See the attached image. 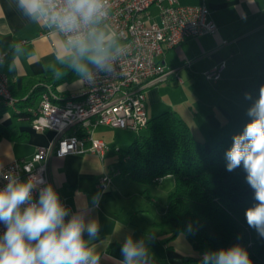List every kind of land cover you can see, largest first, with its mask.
<instances>
[{
  "label": "crops",
  "instance_id": "crops-1",
  "mask_svg": "<svg viewBox=\"0 0 264 264\" xmlns=\"http://www.w3.org/2000/svg\"><path fill=\"white\" fill-rule=\"evenodd\" d=\"M205 4L217 26L216 33L186 39L164 50L158 59L165 66L170 67L165 56L171 49H175L179 64L175 66L176 73L146 91V115L151 118L164 111H174L186 121L196 139L213 144L224 135L243 128L248 119L245 112L249 102L243 99L242 85L256 73V65L247 59L264 33V0H205ZM224 39L227 40L225 44L222 43ZM13 44H20L22 51L14 70L9 72L7 65L13 59L10 49ZM59 46L54 35L39 25L26 22L15 9L13 0H0V50L9 53L0 70L11 76L17 89L21 88L25 78L60 65L56 61ZM185 61L191 62L190 67L184 65ZM222 61L225 67L221 78L215 82L205 80L203 72ZM200 77L208 84L198 81ZM69 82L59 86L60 91L69 94L80 90V82ZM172 84L184 85L177 88ZM38 104L39 98L33 106L22 111L0 102V124L15 133L13 138H0V168L14 159H30L37 147H46L53 141L52 130H34L28 115L21 114H32ZM98 126L93 128V137L105 142ZM121 153L108 147L103 159L84 153L63 157L51 155L48 160L49 181L57 188L64 204L73 212L86 206L90 209L89 218L99 220V238L91 241L90 246L104 257L102 264H118L122 258L121 245L129 234L136 239L155 234L150 243L154 254L151 264H184L188 257H199L180 234L171 238V227L161 229L154 225L165 207H156L144 199L143 185L120 175L114 177L109 187H96V180L115 167ZM106 157L116 159L109 162ZM98 192L102 193V198L99 207L93 208L92 198ZM149 192L157 199L155 192Z\"/></svg>",
  "mask_w": 264,
  "mask_h": 264
},
{
  "label": "clouds",
  "instance_id": "clouds-1",
  "mask_svg": "<svg viewBox=\"0 0 264 264\" xmlns=\"http://www.w3.org/2000/svg\"><path fill=\"white\" fill-rule=\"evenodd\" d=\"M13 4L26 22L39 25L59 40L56 61L64 71L56 72L58 79L71 72L76 83H94L100 74L111 76L116 71L124 46L120 32L110 24V0H13ZM10 49L13 59L7 70L12 72L22 49L20 44ZM242 95L250 102L245 112L248 119L225 150V169L244 173L253 201L244 217L264 239V84L255 98L250 91ZM4 179L7 183L0 188V224L4 226L0 264H102L104 257L90 246L99 238L101 226L98 219L89 218V208L73 212L57 188L42 177L21 179L10 174ZM101 198L102 193L94 194L93 208L99 207ZM187 230L193 231L191 223ZM154 239L155 234L139 239L132 234L125 236L118 264H151L154 254L150 243ZM200 264L253 262L248 250L235 243L204 251Z\"/></svg>",
  "mask_w": 264,
  "mask_h": 264
},
{
  "label": "built area",
  "instance_id": "built-area-1",
  "mask_svg": "<svg viewBox=\"0 0 264 264\" xmlns=\"http://www.w3.org/2000/svg\"><path fill=\"white\" fill-rule=\"evenodd\" d=\"M110 24L121 34L124 51L111 76L100 74L94 83L80 82L78 92L66 95L54 92L49 86L42 91L37 109L31 114V127L36 131L52 130L53 141L37 147L28 160H12L0 168V188L4 176L42 177L50 183L48 160L51 155L94 154L104 158L105 142L93 137V128L140 131L147 125L146 91L176 73V67L165 66L158 58L165 49L173 48L190 38L217 31L209 16L205 0L198 4H181L179 0H110ZM155 10V11H153ZM227 43V40H222ZM6 53L0 50V60ZM184 65L190 67L191 62ZM222 61L203 72L207 81L221 78ZM0 102L14 107L16 99L10 91L9 76L0 70ZM119 171L104 172L96 187H109ZM38 195V194H34ZM4 226L0 224V234Z\"/></svg>",
  "mask_w": 264,
  "mask_h": 264
},
{
  "label": "trees",
  "instance_id": "trees-1",
  "mask_svg": "<svg viewBox=\"0 0 264 264\" xmlns=\"http://www.w3.org/2000/svg\"><path fill=\"white\" fill-rule=\"evenodd\" d=\"M5 53L4 63L9 57V53ZM247 60L256 65V73L243 83L242 89L250 91L255 98L264 84V33ZM57 71L64 69L59 65L27 77L20 89L5 72L9 76L11 94L16 99L14 107L23 111L33 106L46 86L66 95L59 86L72 80L74 74L70 72L58 79ZM21 114L28 115L31 121V114ZM143 130L145 133L134 137L126 149H117L126 158V163L119 160L107 172L119 171L117 176L143 185L144 199L156 207L164 205L165 211L154 225L161 229L171 227V238L182 234L198 253L240 243L248 250L253 264H264V239L247 225L244 217L245 209L253 203L251 190L244 183L241 169L232 173L225 169V150L231 145L232 136L242 128L209 144L196 139L186 121L168 110L148 118ZM14 136L12 129L0 124V138ZM167 176L172 177L174 186L162 204L151 196L148 186L160 183ZM189 223L193 226L192 232L187 230ZM200 259L201 256L188 257L184 264H200Z\"/></svg>",
  "mask_w": 264,
  "mask_h": 264
},
{
  "label": "rangeland",
  "instance_id": "rangeland-1",
  "mask_svg": "<svg viewBox=\"0 0 264 264\" xmlns=\"http://www.w3.org/2000/svg\"><path fill=\"white\" fill-rule=\"evenodd\" d=\"M199 1L200 0H179V3H181V4H196V3H199ZM168 52L165 56L166 64L169 65L170 67L177 66L179 64L180 59H178V56L175 53V49H171ZM75 80H76V78L74 76L73 79L69 83L70 84H73V83L76 84ZM182 80L184 81V83L186 82V79L183 76H182ZM197 80L203 82L204 85L208 84V83L204 82L201 77L198 78ZM172 85L177 86V88H178V87H182L184 84H181V85L180 84H172ZM184 87H186V86H184ZM246 122H247V120H246ZM98 127L101 131H103L102 136L105 139V142H106L105 144L108 147L112 148L115 152H117L118 148L126 149L128 147V145L132 142V139H134V137H136L137 135H142L145 133L144 130H140V131L136 132V131H129V130L112 129L109 127H103V125H99ZM119 157H120L119 159L121 160V162L123 164H125L126 158L123 156L122 153H121V156L119 155ZM113 158H115V157H110V158L106 157L105 159L108 160L109 162H112V161H114ZM172 187H173V180L169 179V177H165V178L161 179V182L158 184H152V185L148 186L150 191L155 192L157 199L161 203H163L165 201L167 194L170 192L171 189H173ZM180 236L182 238H184V236L182 234H180ZM203 252L204 251H202L201 253H198V255L199 256L202 255Z\"/></svg>",
  "mask_w": 264,
  "mask_h": 264
}]
</instances>
